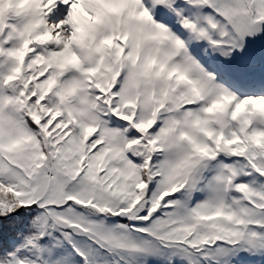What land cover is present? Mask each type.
<instances>
[{
  "label": "snow or ice",
  "instance_id": "6c2138e0",
  "mask_svg": "<svg viewBox=\"0 0 264 264\" xmlns=\"http://www.w3.org/2000/svg\"><path fill=\"white\" fill-rule=\"evenodd\" d=\"M264 0H0V264H264Z\"/></svg>",
  "mask_w": 264,
  "mask_h": 264
}]
</instances>
